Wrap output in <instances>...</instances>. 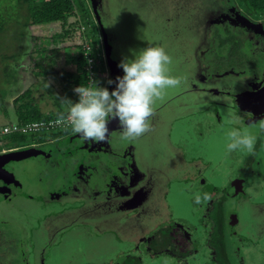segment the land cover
<instances>
[{
	"label": "rangeland",
	"instance_id": "1",
	"mask_svg": "<svg viewBox=\"0 0 264 264\" xmlns=\"http://www.w3.org/2000/svg\"><path fill=\"white\" fill-rule=\"evenodd\" d=\"M8 1L11 2V0ZM98 1L89 0L90 4L94 5H98ZM107 2L111 12L110 19H108V28L117 36L119 43L117 42L118 50L116 52L123 59L131 57L135 51L145 46L163 47L171 57V63L167 66L169 73L180 81L189 78L188 73L192 69V63L190 62V66H188L182 57L184 54L187 57L190 56L197 32L192 27H183L181 25L183 24V18L181 17L172 19L169 28L164 25L165 21L168 22V15L172 14L171 4H168L167 8H162L156 3L148 6V0H107ZM12 3L14 4V1ZM91 9L94 26L97 28L98 42L96 45H102L104 52L107 49L109 51V41H106L103 36L93 5ZM7 14L9 19L5 21L4 26L6 25V28L0 33V129L6 123L18 121L15 100L27 88L31 89L33 102L38 104L43 112L65 108L62 98L71 100L74 98L73 85L64 77L65 71L73 68V65L67 63L66 60V54L70 51L68 47H71L70 41L72 42V40L59 42L57 45L60 50L57 52L53 48V45L56 46V44L52 43L51 38L53 33L60 30V23L23 26V23L28 20L26 12L24 9L20 10L19 7L11 4H8ZM18 16H20V19H18ZM13 17H16L15 20L12 19ZM102 21L105 23L104 20ZM173 28L177 29V35H173L176 32ZM262 34L264 35V30ZM22 45H25V52L22 50ZM180 58L182 60L178 61ZM245 63L247 62L243 57L242 65ZM258 66L261 67V64L259 63ZM99 71L101 76H96L95 82L106 87L108 67L106 64L104 65L103 61L100 63ZM182 85L179 83L175 87L167 88L162 97L155 100L153 104L161 103L173 93L179 92ZM183 96L181 102L190 99L186 94ZM188 105L184 109L179 107L171 113L162 112L160 118L162 122L154 125L148 131V137H143L136 144L139 161L148 166V158L150 157V161L154 165L161 167L162 164V167L167 169L168 174L171 175L170 190L166 198L167 204L173 211L171 221L181 217L186 219L185 221L189 224H196V229L193 230L195 236L198 235L197 231L202 232V228L198 225L196 216L191 212V208H193L192 201L189 198L191 195L183 187H180L184 186V183H186L185 186L189 185V182L178 181V178H181L183 174L181 170L187 167L182 168L181 159L179 160L180 166L177 165L176 151L180 149L187 161L192 158L199 160L201 163L209 161V171L214 170L212 174L216 177H206L208 181L210 179L215 185L222 186L228 178L234 175L242 176L247 169H253L254 173L257 174L250 173L248 176V180H251L252 183L251 187H247L250 198L245 200H249L250 204L239 209V225L242 228L238 231V234L248 238L251 243L249 247L244 246V244H241V240H237L239 238L237 235L229 234V232L224 235V240L226 242L227 257L230 261L228 264H264V223H259L257 220L258 214L264 218V152L262 150L264 148V137L259 134L258 124L252 128H248L247 125L239 126L242 132H250L256 136L253 152L248 153L244 150L227 152V133L235 122V120H231L230 113L221 106L218 107L220 111L216 114L217 110L214 112L213 106L208 107L204 103L197 105L190 101ZM215 116L220 117L222 124L218 123ZM193 121H198V123L195 124ZM63 130H66L63 132L65 136L69 137L73 134L72 137L76 138V143H84L94 148L100 147L98 143L84 140L81 135L78 138L77 133L72 132L70 128ZM51 132H43V135L39 136L40 139L37 141L32 140V136L29 134L25 135L20 143L21 148L16 152L17 157L21 158L15 163V169L21 180L25 179L24 181L28 187H25L24 191L27 192V196L20 193L11 201L7 200L8 198L0 201V264H23L24 261L20 260L22 252L19 249L17 252L15 251V248L21 247L22 242L26 251L27 263L25 262V264H37L36 260H32V255L35 254L33 245L34 242L41 244L46 240L45 233L42 230L44 229L42 222L45 224V221L51 219L52 215H49L51 211L62 210L64 205V208L73 206L72 202V204L54 203L55 206L48 205L47 207L42 205V202L37 199L39 191L35 186L40 187L44 182L50 183L56 173L50 172V167L39 165L41 170L29 171V173L31 172L29 174L24 171L23 167L25 165H22L23 159L34 153V143L56 137L55 133ZM65 140L66 138H63L60 142ZM10 144H13V142H10ZM43 145L41 148H48L50 144L48 145L47 142ZM6 146H9V144ZM179 146L182 148H178ZM261 146L262 149H260ZM1 149L6 151L7 148L4 143L2 146L0 145ZM51 155L59 158L61 163L75 162L77 158L82 156H87L86 162L88 163L92 160L91 157H94L93 163H88V165L96 166L97 170L94 169L95 178L98 179L100 175L102 180H105L102 171L106 167L105 163L108 161V157H114L107 150L99 149L97 153H94L93 151L89 152L87 148L82 151L79 150L77 155H69L68 157L61 156L59 153ZM31 162L33 164L30 167L36 169L38 162L35 160ZM248 162L254 163V165L250 166ZM76 163L81 164L82 162ZM249 170L248 172H250ZM29 177L33 180L29 181ZM0 185L7 186L4 181L0 182ZM250 207L251 209L248 212ZM129 223V226L134 225L132 221H129ZM40 232L41 235L38 237ZM97 232L84 226L61 232L55 238L54 244H51L52 249L48 250L46 257H44L46 264H137L136 259L122 253V249H125V253H136V249L129 250V247L125 246L127 242L125 239L133 242L134 237L137 235L134 230L128 233H125V230L121 231L122 236L120 237L114 234L113 230L109 232L102 231L103 234ZM146 233L147 236L144 237H148V231ZM29 241H31V249H29ZM147 251L144 250V260L138 264H162L161 261H158V263L149 261ZM198 254L194 255L191 263L201 262ZM33 257L35 258V256ZM38 264L40 263L38 262ZM163 264L175 263L170 259H166Z\"/></svg>",
	"mask_w": 264,
	"mask_h": 264
},
{
	"label": "flooded vegetation",
	"instance_id": "2",
	"mask_svg": "<svg viewBox=\"0 0 264 264\" xmlns=\"http://www.w3.org/2000/svg\"><path fill=\"white\" fill-rule=\"evenodd\" d=\"M211 4L205 31V33L208 32L209 37L203 35L198 38V46H195L194 49L195 68L192 71L193 77L199 83H203L204 88H209L208 86L216 87L217 81L234 78L239 79L245 88L258 89L264 83V35L262 34L264 30V13L249 12L240 7L234 0H211ZM255 15L258 16L254 17ZM223 31L234 35L240 42L241 54L247 62L241 68L229 65L227 68L219 70L215 68L216 62L210 60L212 53L217 52L221 57L224 55L225 46L218 44L219 39L215 36L216 32H218L217 34L220 32L223 34ZM113 45L112 57L119 63L122 57L116 52L115 44ZM209 50L210 55L208 54ZM258 62L261 67L258 66ZM112 73L113 83L111 89L115 87L116 77L122 75L123 72L117 66L112 68ZM229 76L231 77L229 78ZM192 88L197 89L198 87L193 85ZM180 101L165 99L161 103L153 104V113L149 117L150 126L148 130L131 140L121 138L123 130L120 128L118 121L113 119L108 122L109 133L106 139L95 142L100 146L98 148L87 146L84 143H76V138L72 137L73 134L68 137L65 136V133L47 141L34 143V153L23 159L24 171L27 173L29 171L36 172L37 169L41 170L39 165H45L50 167V172L56 173L50 183L44 182L40 186L41 188L35 186L39 191L37 199L46 207L48 205L55 206L54 203H73L70 208H84L87 215H90L93 219L91 224H80L75 227H72V225L64 228V232L84 226L87 229H101L100 232H97L101 234L102 231H112L110 230L111 224H120V217L125 219L142 214L145 218L148 217V241H146L147 237L140 242L125 240L127 241L125 246H128L129 250L136 249L139 251H136L135 254L125 253V249H122V253L136 259L137 264L143 262L144 250H148V260L150 259L149 261L152 263L161 261L163 264L166 259H170L175 264H193L191 259L194 258L195 254L201 252L198 254L201 262L198 261L194 264H228L230 261L227 257L226 242L224 240L226 232L237 235L239 237L237 240H241V244L249 247L251 241L238 234L240 229L239 209L250 204L249 200H245L250 198L247 187H251L252 183L251 180H248V176L250 173L257 174L254 173L253 169L244 170L242 176L234 175L228 178L222 186L215 185L207 178L215 176L212 174L214 170L209 171V161L201 163L193 158L187 161L180 149L176 151L177 165L180 166L179 160L181 159L182 168L187 167L181 170L183 174L181 178H178V181L189 182V185L185 186L186 183H184V186L180 187H183L191 195L188 196L193 205L191 212L196 216L198 225L202 228V232L197 231L198 235L195 236L193 230L196 229V224H189L185 221L186 219L181 217L171 221L173 211L166 200L170 190L171 175L168 174L167 169L163 168L162 164L161 167L154 165L150 161V157L148 158V166L139 161L136 144L143 137H148V131L154 125L162 122L160 118L163 111L171 113L175 107H181ZM212 108L214 112L217 110L215 106ZM215 113L217 114V111ZM238 115L243 119L242 126L247 125L248 128H252L258 124L259 134L264 137V130L259 128V124L264 121V112L253 115L241 111L236 118H238ZM215 117L218 123L222 124L220 117ZM193 122L198 123V121ZM77 137L80 138V134L77 133ZM63 138H66V140L60 142ZM47 142L48 145L50 144L48 148H41ZM169 144L171 145V143ZM20 148L13 147L6 149V151L0 150V182L4 181L7 185H0V201L5 198L11 201L20 193L27 196V192L24 191L25 187H28L24 181L25 179L21 180L15 169V163L21 158L17 157L16 154ZM84 148L94 153H97L99 149L107 150L114 155L112 158L107 156L108 161L102 171L105 180H102L100 175L96 179L94 175V169L97 170L96 166L88 165V163H93L94 157H91L92 160L88 163L86 162L87 156L77 158L75 162L61 163L59 158L51 155L59 153L61 156L68 157L69 155H77L78 151H82ZM178 148L182 147L179 146ZM260 149H262V146ZM262 150L264 152V148ZM250 157L252 158V156ZM31 159L38 162L36 169L30 167L33 164ZM76 162L82 163L78 164ZM248 164L250 166L254 165L250 162ZM32 180L30 178L29 181ZM140 193L145 194V197L140 203H137L139 202L138 196ZM64 207L65 205L62 210H56V212L51 211L49 215L56 216L70 209ZM215 217H221V222ZM160 218L165 219L160 220ZM151 222L154 224L152 225ZM42 226L47 241L39 244L38 252L36 251V254L32 255V260H36L37 264L40 263V258L43 255L46 257L47 251L52 249L51 244H54L53 238L61 232L50 233L46 228V222L45 224L42 222ZM114 234L117 233L114 232ZM40 235L41 232L38 233V237ZM20 245L21 247L15 248V251L17 252L19 249L22 252L20 260L27 263L24 243L22 242ZM35 245L37 249V243L33 246L35 247Z\"/></svg>",
	"mask_w": 264,
	"mask_h": 264
},
{
	"label": "clouds",
	"instance_id": "3",
	"mask_svg": "<svg viewBox=\"0 0 264 264\" xmlns=\"http://www.w3.org/2000/svg\"><path fill=\"white\" fill-rule=\"evenodd\" d=\"M171 57L163 47L145 46L131 57L119 61L123 74L115 79V87H107L92 81L91 86L77 85L73 91L77 99L62 98L66 112L58 114L59 122L80 134L84 140L104 141L109 133L108 122L117 120L122 131L121 138L131 140L149 128L153 103L162 97L167 88L175 87L180 80L169 73ZM108 84L113 81L108 79ZM243 119L238 115L227 133L226 151L253 152L256 136L242 132ZM264 130V121L259 124Z\"/></svg>",
	"mask_w": 264,
	"mask_h": 264
},
{
	"label": "trees",
	"instance_id": "4",
	"mask_svg": "<svg viewBox=\"0 0 264 264\" xmlns=\"http://www.w3.org/2000/svg\"><path fill=\"white\" fill-rule=\"evenodd\" d=\"M12 1H14V4ZM235 2L238 5L240 4V7L242 5V7L249 12L264 13V0H237ZM8 4L15 7L17 6L20 10L24 9L28 20L23 23V26H27L28 24L60 23V30L53 33L51 38L52 43L56 44V46L53 45V48L56 49L57 52L60 50L57 45L59 42L72 40V42L70 41L71 47H68L70 51L66 54V60L67 63L73 65V68L64 73L65 79L70 81L73 85L72 89L79 84L87 86L92 85V82L90 85L87 84L89 80V71L86 68L88 65V58H92L93 63L92 81H95L96 76H101L99 67L102 61L104 65L106 64L108 67V79L112 80L106 52L103 51L102 45H96L98 42V36L96 35L97 28L94 26L95 24L92 19L93 13L91 12L92 3L90 4L89 0H11V2L8 0H0V33L6 28L4 24L5 21L9 19L7 14ZM15 18L16 17H13L12 19L15 20ZM18 19H20V16H18ZM217 33L218 32H216L215 36L219 39L218 44L225 46V50L223 52V57L217 52L210 55V50L208 51L210 60L216 62L215 68L222 70L229 65L235 68H241L243 64V55L239 48L240 42H238V38L232 34L226 33V31H223V34L222 32L219 34ZM85 41L90 44V49L88 50L89 55L84 54L83 44ZM22 50L25 52V45H22ZM111 86L112 84L109 85L107 83L106 87L109 91ZM76 99L77 94L74 92L72 101ZM33 100L30 88L25 89L16 97L15 103L17 104L15 110L18 114L17 123L23 124L41 119L58 117L59 113L66 112V108H57L55 111L43 112ZM65 131L66 130L58 129L50 132L55 133V136H59ZM42 133L43 132L30 133L29 135L32 136V140L37 141L40 139L39 136L43 135ZM25 135L27 134H21L19 132L3 134L0 135V141L4 143L7 149L19 147ZM6 140L9 142L7 143ZM10 142H13V144H10ZM8 144L9 146H6ZM215 218L221 222V217ZM217 228L219 230V226ZM146 241H148V237ZM29 243V249H31V241H29Z\"/></svg>",
	"mask_w": 264,
	"mask_h": 264
},
{
	"label": "water",
	"instance_id": "5",
	"mask_svg": "<svg viewBox=\"0 0 264 264\" xmlns=\"http://www.w3.org/2000/svg\"><path fill=\"white\" fill-rule=\"evenodd\" d=\"M160 5L162 8H167V5L171 4L172 6V14L168 15V22L165 21L164 25L169 28V24L173 19L183 18V27H192L196 32V38L193 43V47L190 51V56L187 57L185 54L182 58L185 59V64L190 66V62L192 63V69L189 70V78L180 81L182 85V89L179 92L173 93L166 99L177 100L183 99V95L186 94L190 99H187L183 102L180 101V109H184L188 107V103L191 101L194 104H206V106H215L217 108V113H219L220 109L218 107L225 108L230 113L231 120H236L237 114L241 111L251 113L253 115L261 114L264 112V83L258 89L245 88L242 85V82L239 79H227L225 81H217V85L208 86L209 88H204L203 83H199L193 77V69L195 68L194 62V53L195 48L198 46V38L203 35L208 36V32L205 33L207 27V18L208 12L211 7V0H148V6L151 4ZM94 10L97 13L98 20L100 22V26L102 29L103 36L106 38V41H109V51L107 49L106 56L108 59V63L110 66V73L112 74L113 67H119V63L116 59L112 57V48L115 44V50H118V39L117 36L108 28V19H110L111 12L108 8L107 0H99L98 5H94ZM186 19V20H185ZM104 20L105 23L102 21ZM175 29V28H173ZM173 35H177V29ZM118 42V43H117ZM196 46V47H195ZM123 59V58H122ZM182 59H178L181 61ZM231 76H229L230 78ZM110 85V84H109ZM196 85L198 88L193 89L192 86ZM191 87V88H190ZM190 88V89H187ZM183 96V97H182ZM178 107H175L177 109ZM174 109V110H175ZM236 110V111H235ZM236 114V115H235ZM142 190V189H140ZM143 192V191H142ZM145 197V194L140 193L138 196L137 203H140ZM251 209V207H250ZM68 214V216H66ZM165 218H160V220H164ZM167 219V218H166ZM93 220L90 215H87L84 208H70L64 213L58 214L56 216H52L50 220L46 222V228H48L50 233H57L64 231V228L70 227L72 225H80V224H91ZM126 220V222H123ZM170 220V219H168ZM257 220L259 223H264V218L257 215ZM129 221L134 223L133 226H129ZM154 222L153 220H149ZM151 224L153 225L154 223ZM120 224H111L112 227L110 230H113L120 237L121 231L125 230V233H128L132 230L137 234L133 242H140L145 239L146 232L148 231V217H144L140 214L137 217L131 216L130 218L120 217ZM129 228V229H128ZM240 229L242 226L240 225ZM94 230L100 232L101 229L95 228ZM60 232V233H61ZM54 237V241H55ZM127 240V239H125ZM47 241V240H45ZM53 241V242H54ZM129 241V240H128ZM45 243V242H43ZM36 244V242L34 243ZM39 244L37 243L34 247V253L38 252ZM44 255L40 258V264H46Z\"/></svg>",
	"mask_w": 264,
	"mask_h": 264
},
{
	"label": "built area",
	"instance_id": "6",
	"mask_svg": "<svg viewBox=\"0 0 264 264\" xmlns=\"http://www.w3.org/2000/svg\"><path fill=\"white\" fill-rule=\"evenodd\" d=\"M83 49H84V54L89 55L88 50L90 49V44L87 41L84 42ZM86 68L89 71V80L87 84L90 85V83L92 82V69H93L92 58H88V65ZM63 128H70V127L59 122L58 117H53V118H48V119H41V120H36L32 122H27L23 124H19L17 122H10L2 126V128L0 129V135L13 133V132H19L21 134L22 133L30 134V133H37V132L53 131V130H58V129L60 130ZM2 144L3 142L0 141L1 146ZM19 147H14V148H19Z\"/></svg>",
	"mask_w": 264,
	"mask_h": 264
}]
</instances>
